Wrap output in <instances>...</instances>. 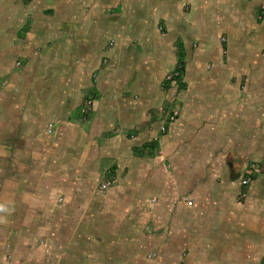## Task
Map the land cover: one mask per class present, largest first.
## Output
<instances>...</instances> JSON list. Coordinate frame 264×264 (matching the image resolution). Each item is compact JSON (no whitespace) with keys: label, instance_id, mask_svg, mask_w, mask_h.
I'll return each mask as SVG.
<instances>
[{"label":"crops","instance_id":"obj_1","mask_svg":"<svg viewBox=\"0 0 264 264\" xmlns=\"http://www.w3.org/2000/svg\"><path fill=\"white\" fill-rule=\"evenodd\" d=\"M213 1L13 6L9 18L25 29H11L19 41L9 48L39 77L26 90L4 85L0 264H254L264 256V172L252 187L235 175L240 162L264 158V0ZM173 86L176 107L163 113ZM230 150L248 156L228 161Z\"/></svg>","mask_w":264,"mask_h":264},{"label":"rangeland","instance_id":"obj_2","mask_svg":"<svg viewBox=\"0 0 264 264\" xmlns=\"http://www.w3.org/2000/svg\"><path fill=\"white\" fill-rule=\"evenodd\" d=\"M22 2V1H29V0H0V109L2 107V95H3V91H6L5 82L6 81H10V80H15L16 82H19V84H21V86L18 88L16 86V90L18 89H25L26 84H28L30 81L35 80L36 78H38L39 76H37V73H39L37 71V73L35 71V66H28V64L26 63V56L24 53H18L16 50L15 51H11V49L9 48V45L11 44L12 40L14 39V37H16V39L14 41H19L18 36L16 35V33L14 34V36H9L12 31L11 29H15V30H19V29H25V25L23 27L20 28L19 23H21V21H18L17 19L15 21H11L10 14L14 9V5L18 4V2ZM215 2V0L213 1ZM28 4V3H26ZM224 7L222 6H218L213 4L211 6V12H214V14H218L219 17H223V18H227L228 14L223 12ZM233 11H235L234 8H231V13H233ZM18 15V14H16ZM233 15V14H232ZM209 18V17H208ZM210 20V18H209ZM257 21L261 22L262 24H264V4L261 5L260 7H258V13H257ZM205 24H207V21L205 22ZM264 30V27L262 28V31ZM36 56L38 55H33L31 58V61L33 62V58H36ZM25 58V59H24ZM22 59H24L25 61H21ZM20 61L22 64L19 66H16V62ZM15 64V65H14ZM172 72V71H171ZM168 88V90L173 89L171 91V98H170V102L168 103V105H166L163 108V113L164 111L166 113H169L172 108H175V104L174 102H176V96H178V88H176V86L173 87H166ZM26 90V89H25ZM174 93H176V95H174ZM258 103L256 102L255 105L253 106H257ZM258 115V113H256ZM253 120L251 119V127L253 126V121L255 120V117H252ZM258 118V117H257ZM247 125L243 126L241 125L239 127V129H242L244 133L248 132L247 129ZM223 153V151H219V153ZM227 154V158L228 161H237V160H241L240 158L245 157L247 158V154L246 151H240V150H230V151H226ZM258 159H252L247 161L246 163H239L238 167L239 170H236L237 172H235V175L237 176V178H239V180H241V176L244 175L243 179L247 178V177H251L254 176L257 177L259 173H263L264 172V158L261 160ZM263 165V166H262ZM249 171L250 174H247V172ZM261 171V172H260ZM250 186L252 187V184H250ZM250 187V188H251ZM188 209L190 208H186L183 209L181 211V213H177V217H179L178 219V223H180V218L182 217V219H184V217L188 214ZM182 215V216H181ZM171 219L173 220L176 215L172 214ZM163 220H167V218H163ZM169 221L170 218H169ZM173 223V222H172ZM176 224V223H175ZM161 230V229H160ZM146 232L150 233L152 231L151 228L145 230ZM144 257L146 260H150V258L148 257V255L144 254ZM264 256L256 263L254 264H264Z\"/></svg>","mask_w":264,"mask_h":264},{"label":"built area","instance_id":"obj_3","mask_svg":"<svg viewBox=\"0 0 264 264\" xmlns=\"http://www.w3.org/2000/svg\"><path fill=\"white\" fill-rule=\"evenodd\" d=\"M181 70H182V65L180 63H178L176 69L174 70V72L172 74H170L168 76L167 80H169L173 84H177V81H181V77H182ZM89 104H91V102H89ZM177 116H178V111H176V110L172 111L170 116H169V121L173 122ZM161 131L165 132V128L163 127ZM251 181H252L251 177H247V178L242 180V184L244 186H248L251 183ZM110 184L111 183L108 182V183L102 185V188L105 189L108 186H110ZM191 204H192V202H189V205H191Z\"/></svg>","mask_w":264,"mask_h":264},{"label":"trees","instance_id":"obj_4","mask_svg":"<svg viewBox=\"0 0 264 264\" xmlns=\"http://www.w3.org/2000/svg\"><path fill=\"white\" fill-rule=\"evenodd\" d=\"M180 64L182 65V70H181V74H183L184 73V67H183V63H181L180 62ZM179 81H177V83H178ZM247 174H250V172L248 171L247 172ZM255 176V175H254ZM254 176H251V179H252V181L254 180ZM252 181H251V183L250 184H252ZM250 184L248 185V186H246V187H249L250 186ZM243 185V184H242ZM244 186V185H243ZM263 261H264V259H263Z\"/></svg>","mask_w":264,"mask_h":264}]
</instances>
